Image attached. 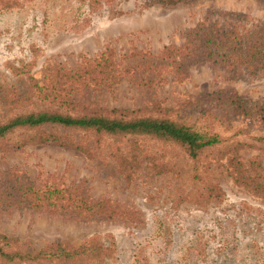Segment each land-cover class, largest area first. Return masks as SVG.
<instances>
[{
    "label": "rangeland",
    "instance_id": "rangeland-1",
    "mask_svg": "<svg viewBox=\"0 0 264 264\" xmlns=\"http://www.w3.org/2000/svg\"><path fill=\"white\" fill-rule=\"evenodd\" d=\"M18 1L11 8L0 7V123L14 113L56 110L39 95L51 91L41 87L47 69L77 70L106 50L119 70L126 64L135 69L114 73L99 86L60 81V89L70 88L71 99L88 109L150 112L151 103L158 101L185 112L187 101L203 106L210 96L229 91L264 104V68L248 74L196 58L186 61V76L180 78L160 57L164 46H182L185 32L204 19L222 28L225 13H241L249 23H264V3L259 0L152 6L143 0H114L97 10L83 0ZM145 60L151 68L139 66ZM230 123L215 130L244 143L238 154L247 167L257 163V175L254 170L250 175L264 183V142L253 139L264 137V126L241 117ZM138 140L141 150L151 151L163 163L164 171L154 169L140 150L139 166L122 171L108 145L118 142L129 149L130 137H104L92 156L50 144L0 151V185L16 171L35 185L80 184L93 200L107 199L122 209L120 216L106 219L0 206V232L17 238L25 251L56 242L77 247L99 234L103 244L112 246L106 264H264V196L234 181L222 145L205 150L196 163L175 145ZM207 182L215 186L214 192L205 187Z\"/></svg>",
    "mask_w": 264,
    "mask_h": 264
},
{
    "label": "trees",
    "instance_id": "trees-1",
    "mask_svg": "<svg viewBox=\"0 0 264 264\" xmlns=\"http://www.w3.org/2000/svg\"><path fill=\"white\" fill-rule=\"evenodd\" d=\"M83 1L90 10H97L114 0ZM188 1L143 0L146 6L176 5ZM259 1L264 3V0ZM18 3V0H0V7L11 8ZM224 16L228 19L224 18L227 23L222 22V28L204 19L185 32V43L182 46H164L160 57L168 60L166 65L172 66L177 77H185L186 61L196 58L218 63L229 70L242 68L248 74H255L264 68V23H249L241 13H225ZM106 54L107 50L98 59H86L84 65L77 70L49 67L41 87L51 91H39V95L41 100L57 109L14 113L6 118L0 123V151L18 150L27 144H50L92 156L94 146L99 147L104 137H130L133 146L129 149L121 148L118 142L107 143L119 168L132 172L138 167L140 150V154H146L152 167L162 172L163 163L153 158L151 151L140 149L139 137L175 145L196 163L201 160L205 150L222 145L228 172L234 181L251 193L264 196V183L258 181L257 176L250 175L253 170L257 175V163L252 162L254 167L252 164L247 167L238 154L244 143L235 135L221 137L215 130L217 126H229L232 118L237 117L264 126V104L248 102L237 92L229 91L210 96L206 101L207 105L203 106H193L191 101H187L183 106L185 112L161 106L158 101L151 103L150 112L146 108L88 109L71 99L70 88L60 89V81L65 80L70 85H85L92 81L99 86L113 78L114 73L119 75L135 69L133 65L126 64L119 70L115 66L118 64L113 63ZM145 65L148 66L147 69L152 67L147 60L139 66ZM74 132L80 134L79 138ZM253 139L264 142V137ZM205 187L211 192L215 191V186L211 183L207 182ZM0 206L60 211L83 218L110 219L122 214V209L115 202L107 199L93 200L80 184L67 187H60L55 183L35 185L16 171L9 172L7 183L0 185ZM86 241L77 247L56 242L48 243L38 250L25 251L17 238L0 232V263L43 264L49 261L53 264H79L80 260H85L93 261L94 264H106L105 258L111 255L112 246L103 244L99 234Z\"/></svg>",
    "mask_w": 264,
    "mask_h": 264
}]
</instances>
